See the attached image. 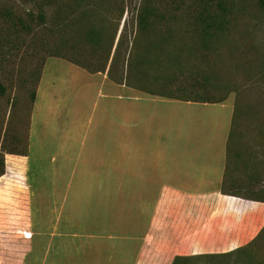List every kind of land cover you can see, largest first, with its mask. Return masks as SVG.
<instances>
[{"label":"crops","instance_id":"0c3cea01","mask_svg":"<svg viewBox=\"0 0 264 264\" xmlns=\"http://www.w3.org/2000/svg\"><path fill=\"white\" fill-rule=\"evenodd\" d=\"M110 49L92 69L60 55L37 69L26 158L53 171L33 175L42 264H171L247 245L264 229V164L252 169L264 123L236 117L205 63L187 61L166 93L156 76L143 85L144 58L116 78Z\"/></svg>","mask_w":264,"mask_h":264},{"label":"rangeland","instance_id":"374dc122","mask_svg":"<svg viewBox=\"0 0 264 264\" xmlns=\"http://www.w3.org/2000/svg\"><path fill=\"white\" fill-rule=\"evenodd\" d=\"M110 46L116 78L124 60L138 66L144 58L143 85L154 89L156 76L154 90L166 93L186 82L187 61L205 63L214 85L234 90L236 117L250 112L264 123V0H0V264L43 263L45 222L34 207L40 195L33 175L53 171L34 169L26 158L41 60L60 55L91 65ZM261 158L264 150L254 171ZM263 182L264 176L257 197L264 198ZM173 264H264V229L241 248Z\"/></svg>","mask_w":264,"mask_h":264},{"label":"trees","instance_id":"16d2710c","mask_svg":"<svg viewBox=\"0 0 264 264\" xmlns=\"http://www.w3.org/2000/svg\"><path fill=\"white\" fill-rule=\"evenodd\" d=\"M206 255V254H205ZM207 255H210V254H207ZM185 257H179V256H174V258L172 259V262L171 264H173V262L177 259H184Z\"/></svg>","mask_w":264,"mask_h":264},{"label":"built area","instance_id":"2783aa9c","mask_svg":"<svg viewBox=\"0 0 264 264\" xmlns=\"http://www.w3.org/2000/svg\"><path fill=\"white\" fill-rule=\"evenodd\" d=\"M23 236H24V237H29V234H28V233H26V234H24Z\"/></svg>","mask_w":264,"mask_h":264}]
</instances>
